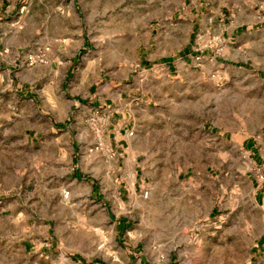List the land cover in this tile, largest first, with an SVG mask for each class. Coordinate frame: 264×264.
Wrapping results in <instances>:
<instances>
[{"label":"rangeland","instance_id":"obj_1","mask_svg":"<svg viewBox=\"0 0 264 264\" xmlns=\"http://www.w3.org/2000/svg\"><path fill=\"white\" fill-rule=\"evenodd\" d=\"M192 2L35 0L30 6L24 4L38 13L43 23H47L49 11L55 12L54 39L49 43L42 37L39 49L31 52L47 62L43 46L50 45L55 55L49 76L20 88L28 95L38 92L41 99L50 91L70 98L71 109L61 102L59 114L46 115L60 120V129L69 127L72 161L58 160L68 157V146L63 145V137L59 145L52 140L45 114L24 107L23 114L6 116L9 123L0 129L1 263L2 230L19 215L23 217L18 221L19 234L38 236L46 221L49 234H62L85 252L98 255L108 243L97 239L87 221L91 217H86V209L93 211L94 203L85 201L84 193L71 198L72 189L83 190L94 181L103 190L104 209L110 217L129 218L136 229L137 243L126 238L130 249L135 244L136 260L141 256L145 264H264V194H255L256 184H264V173L243 157L215 156L223 145H218L213 134L236 128L246 116L223 96L235 89L246 94L252 87L219 78L222 72L242 75L215 67L211 47L185 55L189 41L194 39L196 48L211 36L204 30L191 32ZM196 54L200 60H195ZM182 75L203 78L188 81ZM20 78L21 71L16 70L15 82ZM182 86L200 87L188 90V100L198 96L195 100L208 107L181 106L177 88ZM217 103H221L218 108ZM133 114L136 129L161 139L167 157H148L145 140L141 147L133 142L130 148L125 145V157L115 156L109 145L102 152L91 141L101 135L103 122L99 118L108 115L113 121L124 122L122 136L130 141L135 133ZM175 149L184 156L176 157ZM60 164L65 172L73 167L72 173L61 175L59 167L53 172ZM44 184L53 187L48 205L40 200L46 196L40 192ZM17 193L23 201H11V207H4L2 199L14 198ZM150 204L154 211L149 210ZM154 215L161 218L157 221L161 224L150 239L144 223ZM51 216L57 220L54 224ZM120 261L125 264L128 259L121 257Z\"/></svg>","mask_w":264,"mask_h":264},{"label":"crops","instance_id":"obj_2","mask_svg":"<svg viewBox=\"0 0 264 264\" xmlns=\"http://www.w3.org/2000/svg\"><path fill=\"white\" fill-rule=\"evenodd\" d=\"M33 1L35 0H0V129L9 123L6 120L7 115L15 112L23 114L24 107L32 109L38 114H50L51 117H55L56 112L59 114L61 102L63 106L72 104L70 98L62 95L63 93L60 91H50L45 99H41L38 92L35 95H28L20 88L31 85L40 76H49L53 71L52 60L55 49L51 50L50 45L43 46L47 52V62L34 65H27L25 62L27 54L39 49L42 37H47V41L50 43V39L53 40L55 35V12L49 11L47 23H43L40 21L38 13L34 14L24 5L26 3L27 6H30ZM53 1L51 0V2ZM192 3L190 10L193 19L191 32L204 30L208 34L218 35L224 43L222 52L219 54L215 53L211 47V51L214 52L213 65L224 71H240L242 75L237 77L230 72H222L218 77L229 82L241 81L242 84L246 83L252 87L246 90V94L235 89L229 90V93L223 96L231 99L229 100L231 106H235L239 113H245L246 116L239 121L236 128H231L221 135L213 133L218 145H223V149L219 150L215 156L243 157L244 161L251 165L255 162L257 168L264 173V19L259 16L260 11H262L261 14L264 13V0H193ZM70 40L67 38L66 42L70 44ZM194 45V39L188 42L185 55L189 56L194 51ZM70 60L69 57L68 67ZM183 60L185 61V58ZM16 70H20L22 75L19 83L15 82ZM182 77L188 81L203 78L202 75H182ZM3 82L7 89L3 88ZM189 89L193 92L200 90V87L182 86L177 88L180 96L179 104L186 108H203V106L207 108L206 102L202 104L199 100H195L198 96H193L194 100H188ZM57 94L59 95L58 99L56 98ZM239 97H243L245 100L237 101ZM220 106L221 103L216 104V108ZM147 115L149 114L147 113ZM132 117L135 133L130 141L127 142L122 136L125 133L124 122L118 119L113 121L109 115L99 118L103 122L100 130L101 135L99 134L96 139L92 138L91 141L97 143L102 152L104 147L109 145L115 149V156L125 157V145L130 148L133 142L136 147H141L145 140L144 143L149 147L147 148L148 157H167L168 151L163 147L161 139L156 140L152 133L146 136L142 135L136 129L135 114ZM59 122L60 120L49 118L47 130L50 131L52 140H56V145H59L58 143L63 137V145L68 146V157L63 155L58 160L71 163L72 140L69 127L65 126L64 129H60ZM137 156L138 152L136 151L135 157ZM175 156L183 157L184 155L182 151L175 149ZM154 166L157 167L158 163H155ZM57 167L60 168L61 175L71 174L73 171V167L69 165L70 170L65 172L60 164L53 167V172H56ZM19 169L22 167L19 166ZM50 189L53 190V187L46 184L42 185L40 189V192L46 193V196L39 199L47 205L50 201L48 195ZM80 193H84L85 201L94 203L95 209L93 211L91 207L89 210L86 209L85 215L87 218L91 217L87 221L91 222L92 228L95 229L97 239L108 243L99 251L98 255L85 252L62 234H56L54 231L49 234V224L46 221L40 226L42 233L38 236L19 234L17 228L21 224L18 221L23 218L19 215L16 219L12 217V221L5 224L4 230H2L5 231V235L1 236L4 259L0 264H120L121 257L128 259L125 264H145V260H142L140 255V258L136 260L135 244L131 249L126 244V238L129 242L137 243V239L134 237L136 229L132 226L130 219L117 215L113 218L110 217V214L104 209L106 206L103 190L98 187L96 182L91 181L90 186L84 187L83 190L80 187L72 189L71 198ZM99 194L101 196H98ZM255 194L262 197L264 184H256ZM39 199L34 200L38 201ZM2 200H4L3 205L6 208L11 207V201L15 204L23 201L18 193L14 198ZM256 202L258 203V201ZM104 210H106V217ZM149 210H155L152 204L149 205ZM90 211L92 212L90 213ZM160 219L154 215L153 219L145 221L144 229L150 239L151 236L156 235V226L161 224L157 221ZM51 220L53 224L57 221L52 216ZM31 229L32 225H29L27 230L31 231ZM69 231L70 229L68 233Z\"/></svg>","mask_w":264,"mask_h":264},{"label":"built area","instance_id":"obj_3","mask_svg":"<svg viewBox=\"0 0 264 264\" xmlns=\"http://www.w3.org/2000/svg\"><path fill=\"white\" fill-rule=\"evenodd\" d=\"M260 17L264 19V13L261 14ZM223 46H224V43H223L221 37H219L218 35H211L209 37V39L206 41V43L199 44L195 48V50H200V52H201V51H203V49L205 47H212L214 49L215 53H221ZM200 59H201V56L199 54H196L195 60H200ZM44 61H45V59L41 55L35 54V53H29L26 55V58H25V62L27 65H34L36 63L44 62ZM67 194H68V192L66 191L65 196Z\"/></svg>","mask_w":264,"mask_h":264}]
</instances>
